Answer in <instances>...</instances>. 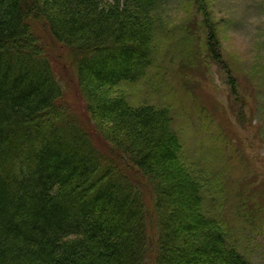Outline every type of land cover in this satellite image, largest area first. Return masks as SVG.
<instances>
[{"label":"trees","instance_id":"1","mask_svg":"<svg viewBox=\"0 0 264 264\" xmlns=\"http://www.w3.org/2000/svg\"><path fill=\"white\" fill-rule=\"evenodd\" d=\"M163 1L0 0V264H251L169 112L121 89Z\"/></svg>","mask_w":264,"mask_h":264},{"label":"rangeland","instance_id":"2","mask_svg":"<svg viewBox=\"0 0 264 264\" xmlns=\"http://www.w3.org/2000/svg\"><path fill=\"white\" fill-rule=\"evenodd\" d=\"M205 3L159 4L152 63L121 89L135 105L169 112L182 160L218 185L215 213L229 239L251 264H264V0ZM207 20L221 60L208 51Z\"/></svg>","mask_w":264,"mask_h":264}]
</instances>
